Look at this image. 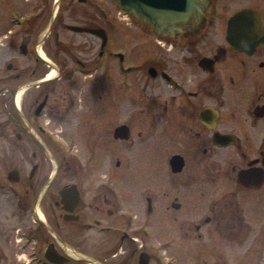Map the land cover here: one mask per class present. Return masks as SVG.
Segmentation results:
<instances>
[{
	"label": "flooded vegetation",
	"instance_id": "af4514ba",
	"mask_svg": "<svg viewBox=\"0 0 264 264\" xmlns=\"http://www.w3.org/2000/svg\"><path fill=\"white\" fill-rule=\"evenodd\" d=\"M21 1L0 106L36 161L0 191V264H264V0H211L179 37L118 0Z\"/></svg>",
	"mask_w": 264,
	"mask_h": 264
},
{
	"label": "rangeland",
	"instance_id": "374dc122",
	"mask_svg": "<svg viewBox=\"0 0 264 264\" xmlns=\"http://www.w3.org/2000/svg\"><path fill=\"white\" fill-rule=\"evenodd\" d=\"M38 6H35L33 4H24L21 0H0V27L3 28H7L8 26H12L9 21L10 16H14L15 13H23L26 11H34ZM58 6H56L57 9ZM65 13L67 12H71L72 10L66 6V5H62L61 10ZM111 20L112 23L117 26L118 20H117V12L115 9V5H111ZM124 22H130L129 18L124 19ZM122 21V20H121ZM129 27V26H127ZM4 36L0 35V75H12L13 73H15L13 70L9 71L6 68V64H8L9 62H11L13 64V66H19L20 69L22 68V66L24 65L25 59L23 56L19 55L20 53L17 51H11V49L13 48V46L9 45L8 47L4 45L5 43V39H2ZM89 37V36H88ZM14 54H13V53ZM22 70H20L19 72L21 73ZM22 74V73H21ZM23 77V75L21 76ZM8 87H10V84H0V92L6 90ZM1 96H3L7 102V95L1 93ZM1 99V98H0ZM22 100V96L19 97L18 101L21 103ZM10 108L12 109L13 107H16V105H14V102L11 103L10 102ZM14 105V106H13ZM3 106H0V191L1 190H6L7 188V184H8V179H7V174L8 172L15 166H19V168L21 169L22 173H26V172H30V169L32 168V163L36 160H30L31 156H32V148L28 146V144L26 143V141L24 140H18L17 136H16V132H12L10 130V127L7 126V122H8V116L6 113L3 112ZM4 124V125H3ZM46 166H44L43 168V173L44 175L50 174L53 170V164L50 163L49 161H46ZM61 171V170H60ZM4 183V185H2ZM13 211V209L11 210V208L7 209V213L10 214V212ZM14 214L15 217L13 220H18L20 219V216L22 215L21 212H19V210L14 209ZM8 214V215H9ZM6 214L3 212H0V228L1 229H6L9 230L11 228V226H9V224H7V220L5 218ZM166 225H159V232L162 235H166ZM10 239H5L2 240L0 242V253H4L7 257V255L12 258V248H11V239H12V235H9ZM174 247L175 251L178 250H185L187 248V245L183 244V245H179L178 243H175L172 245ZM188 247H192L194 248V250H190V252H197V251H201L202 247L200 246V244H196V245H192V244H188ZM191 248V249H192ZM241 250V248H240ZM203 252V251H202ZM218 251H216L217 253ZM207 253H210L209 251H207ZM241 253V251H240ZM195 255L193 254L192 256H190V260H188L186 257L184 259H181L180 262L179 261H175L176 264H197L199 263V259L197 257H195ZM216 255H212L211 257H207V260L209 261V264H216L215 259H216ZM241 255L239 257V262L240 261ZM27 259V258H26ZM24 258H21L19 260L20 264H25V260ZM257 263V262H256Z\"/></svg>",
	"mask_w": 264,
	"mask_h": 264
},
{
	"label": "water",
	"instance_id": "95a60500",
	"mask_svg": "<svg viewBox=\"0 0 264 264\" xmlns=\"http://www.w3.org/2000/svg\"><path fill=\"white\" fill-rule=\"evenodd\" d=\"M118 1L123 12L132 13L159 34L169 37L193 36L200 33L205 26L211 3V0ZM254 12L256 11L248 9L239 14Z\"/></svg>",
	"mask_w": 264,
	"mask_h": 264
},
{
	"label": "bare ground",
	"instance_id": "6f19581e",
	"mask_svg": "<svg viewBox=\"0 0 264 264\" xmlns=\"http://www.w3.org/2000/svg\"><path fill=\"white\" fill-rule=\"evenodd\" d=\"M55 74H56V73H55L54 71H52V72L49 74V77L52 78V77L55 76Z\"/></svg>",
	"mask_w": 264,
	"mask_h": 264
}]
</instances>
